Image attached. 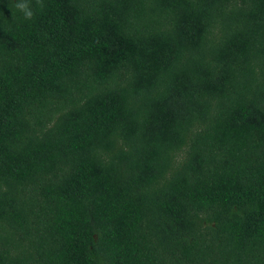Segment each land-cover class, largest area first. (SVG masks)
Segmentation results:
<instances>
[{"label":"trees","instance_id":"16d2710c","mask_svg":"<svg viewBox=\"0 0 264 264\" xmlns=\"http://www.w3.org/2000/svg\"><path fill=\"white\" fill-rule=\"evenodd\" d=\"M0 264H264V0H0Z\"/></svg>","mask_w":264,"mask_h":264},{"label":"clouds","instance_id":"9594fccd","mask_svg":"<svg viewBox=\"0 0 264 264\" xmlns=\"http://www.w3.org/2000/svg\"><path fill=\"white\" fill-rule=\"evenodd\" d=\"M17 7L24 12L25 18H31L32 12L27 10V5L25 4H20L17 5Z\"/></svg>","mask_w":264,"mask_h":264}]
</instances>
